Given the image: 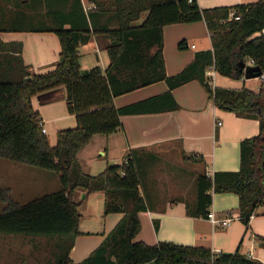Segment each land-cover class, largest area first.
<instances>
[{
	"label": "trees",
	"instance_id": "1",
	"mask_svg": "<svg viewBox=\"0 0 264 264\" xmlns=\"http://www.w3.org/2000/svg\"><path fill=\"white\" fill-rule=\"evenodd\" d=\"M53 1L39 2L50 6ZM74 1L81 6L79 0ZM92 1L93 10H87L91 29L87 22L83 27L57 25L40 29L55 32L59 40L58 59L51 69L32 70L22 59L21 42L0 39V157L51 170L60 183L58 189L25 202L13 199L8 188L1 189L0 234L50 240L51 258L42 264H264L238 249L223 252L203 245L135 239L140 229L139 211L145 210L147 204L139 191V172L132 152L96 174L83 171L77 159V151L93 133L108 134L121 128L123 114L176 109L178 104L171 90L197 80L215 106L257 118L259 129L257 134L240 140L237 170L197 174L195 208L189 212L206 215L212 192H234L238 196L239 218L247 226L248 215L259 205L264 206L259 165L264 150V78L258 91L246 86L223 87L209 81L206 69L212 66L220 75L241 78L240 64L244 62L258 65L264 74V0L211 7H200L196 0ZM12 3L29 10L33 9L29 5L35 2L12 0ZM106 10L114 17L113 27L97 26L94 21L96 15ZM201 19L209 31L211 47L195 51L180 70L167 74L163 26ZM91 33H102L108 39L104 47L108 56L105 68L97 64L86 69L80 67L78 46ZM177 46L185 47V40H180ZM160 80L165 81L166 90L114 105L115 96ZM57 86L65 89L66 108L74 115L75 125L58 129L51 144L41 131L42 119L31 104V96ZM185 157L191 158L192 154ZM77 188L86 193L102 191L103 214L122 215L97 246L81 260L73 261L69 249L81 232L78 211L81 200L73 197ZM154 225L157 226L156 221ZM257 238L264 244V235Z\"/></svg>",
	"mask_w": 264,
	"mask_h": 264
},
{
	"label": "crops",
	"instance_id": "2",
	"mask_svg": "<svg viewBox=\"0 0 264 264\" xmlns=\"http://www.w3.org/2000/svg\"><path fill=\"white\" fill-rule=\"evenodd\" d=\"M3 1L6 3L3 9L0 8V39L5 42H21L24 63L37 72L51 69L58 59L60 49L55 32L40 29L57 25L83 27L86 22L89 29L92 27L87 15V10L94 8L92 0H79L81 6L74 0H54L50 6L40 3L29 10L14 6L11 0ZM25 1L36 3L40 0H22V3ZM196 1L200 7H211L254 0ZM144 15L145 12L141 19ZM94 21L97 26H115L110 10L100 12L94 17ZM162 32L163 59L167 74L180 70L191 60L195 51L211 47L210 34L202 19L166 24ZM180 40H185V47L177 46ZM107 41L104 34L91 33L78 46L81 69L96 64L101 68L106 67L108 56L104 47ZM189 41H193L191 49ZM217 74L214 70L213 84L223 87L246 86L258 91L263 81L261 76L233 79L228 76L217 78ZM166 89L165 81H156L115 96L113 103L121 106ZM171 93L178 104L176 109L123 114L120 116L121 128L108 134L93 133L77 151L81 168L87 173L96 174L107 164L118 163L129 151L132 152L139 172V191L147 204L145 210L139 211L140 229L135 239L147 243L169 240L203 245L213 251L223 252L238 249L249 257L264 262V244L257 238V235H264V214L257 215V209L247 226L236 217L226 227L212 224L206 215L189 212L195 208L197 174L237 170L239 142L257 134V118L218 108L197 80L181 84L173 88ZM31 104L38 110L51 144L55 142L58 129L75 125L74 115L66 108L63 86L32 95ZM217 121L220 123L216 124ZM186 154H192V157L186 158ZM144 165H147L146 174L142 177ZM52 179L55 177L52 176ZM73 197L81 200L79 209L88 207L95 210V213L90 212L84 219L80 216L81 232L74 237L69 249V257L73 261H79L99 244L122 214H103V192L100 190L86 193L77 188ZM208 210H212L216 216H224L226 213L239 216L237 194L212 192Z\"/></svg>",
	"mask_w": 264,
	"mask_h": 264
},
{
	"label": "rangeland",
	"instance_id": "3",
	"mask_svg": "<svg viewBox=\"0 0 264 264\" xmlns=\"http://www.w3.org/2000/svg\"><path fill=\"white\" fill-rule=\"evenodd\" d=\"M5 3L0 0L1 9L4 8ZM38 3H33L29 7L31 6L34 9ZM22 6L28 8V5ZM192 42H188L190 49ZM221 76L223 75L217 74L216 77L219 78ZM146 167L147 165H144L141 171L142 177L146 174ZM52 176L55 177L54 180ZM59 187V180L53 171L12 162L0 157V190L8 188L10 196L16 201L25 202ZM2 208L3 202L0 200V210ZM88 209V207L78 208L83 219L90 212L95 213V210ZM256 209L257 215L264 214L263 206L259 205ZM51 250L52 242L41 236L0 234V264H42L51 258Z\"/></svg>",
	"mask_w": 264,
	"mask_h": 264
},
{
	"label": "built area",
	"instance_id": "4",
	"mask_svg": "<svg viewBox=\"0 0 264 264\" xmlns=\"http://www.w3.org/2000/svg\"><path fill=\"white\" fill-rule=\"evenodd\" d=\"M233 13L230 12V15H232ZM234 18H238V15H235ZM251 61V60H249ZM206 75L209 79V81L213 84V80H214V69L212 66L208 67L206 69ZM261 77L264 78V74H261ZM220 121H217L216 124H219ZM41 131L43 133H46V129L44 126L41 127ZM254 212L250 213L248 215V222H249V219L253 216ZM236 217H239V216H235V215H231V214H228L226 213L224 216H216L215 213L212 211V210H208L207 213H206V218L214 225H217L219 227H226L227 225H229L230 221L233 219V218H236Z\"/></svg>",
	"mask_w": 264,
	"mask_h": 264
},
{
	"label": "water",
	"instance_id": "5",
	"mask_svg": "<svg viewBox=\"0 0 264 264\" xmlns=\"http://www.w3.org/2000/svg\"><path fill=\"white\" fill-rule=\"evenodd\" d=\"M240 66L241 68H243V76L246 78L261 76V69L259 68L258 65H251V64L245 65L244 62H241ZM259 165L262 169V174H263L262 183L264 184V150L261 152Z\"/></svg>",
	"mask_w": 264,
	"mask_h": 264
}]
</instances>
